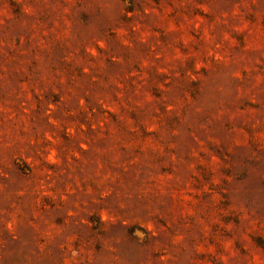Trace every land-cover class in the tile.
Segmentation results:
<instances>
[{"label": "rangeland", "instance_id": "374dc122", "mask_svg": "<svg viewBox=\"0 0 264 264\" xmlns=\"http://www.w3.org/2000/svg\"><path fill=\"white\" fill-rule=\"evenodd\" d=\"M0 264H264V0H0Z\"/></svg>", "mask_w": 264, "mask_h": 264}]
</instances>
